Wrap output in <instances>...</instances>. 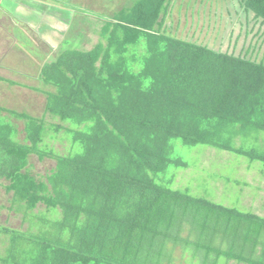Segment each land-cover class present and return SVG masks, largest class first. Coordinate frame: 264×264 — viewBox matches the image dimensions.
Wrapping results in <instances>:
<instances>
[{"label":"trees","instance_id":"1","mask_svg":"<svg viewBox=\"0 0 264 264\" xmlns=\"http://www.w3.org/2000/svg\"><path fill=\"white\" fill-rule=\"evenodd\" d=\"M172 1L125 5L94 49L46 64L49 121L0 109V185L41 232L0 227L10 242L0 264H150L155 248L162 264L170 243L196 246L205 264H264V218L174 190L170 174L187 167L178 143L264 165V58L166 35ZM242 5L262 31L264 0ZM34 157L56 166L38 177Z\"/></svg>","mask_w":264,"mask_h":264},{"label":"rangeland","instance_id":"2","mask_svg":"<svg viewBox=\"0 0 264 264\" xmlns=\"http://www.w3.org/2000/svg\"><path fill=\"white\" fill-rule=\"evenodd\" d=\"M8 1L0 0V109L28 113L40 119L46 116L45 93L55 92L41 80L46 64L68 51L94 49L102 41L104 18L114 16L125 5L132 7L137 0H16L14 2L18 4L22 2V8L17 10L14 2ZM241 2L174 0L173 11L171 8L169 12L174 22L169 23L167 35L237 57L246 56L249 49L251 56L260 49L257 53H261L259 58L262 60L264 28L262 31L255 28L254 16L247 17ZM62 14H69L70 18H64ZM258 31L263 38L259 39ZM3 116L19 125L21 131L24 129V122L10 113ZM46 117L49 121L50 118ZM260 138L264 140V134ZM53 145L58 152L66 153L67 144ZM176 157L187 167L171 170L170 174L176 178L174 190L189 189L196 198L264 218L263 164L205 146L184 147L181 143L176 145ZM32 162L35 165L33 173L38 177H45L56 166L51 159L42 163L34 157ZM2 186L0 227L27 232L25 237L29 240L41 238L38 226L29 230L30 224L23 220L25 213L20 214L22 209L12 211V203ZM8 243V236L0 233V259L7 258ZM157 251V248L153 249L151 256L154 260L150 264H156ZM197 251L196 246L179 248L170 243L166 244L160 259L167 260L162 264H205L204 252ZM209 264H214V260ZM220 264H227V261L222 259Z\"/></svg>","mask_w":264,"mask_h":264},{"label":"crops","instance_id":"3","mask_svg":"<svg viewBox=\"0 0 264 264\" xmlns=\"http://www.w3.org/2000/svg\"><path fill=\"white\" fill-rule=\"evenodd\" d=\"M14 1H16V0H13V1H8L9 3H12V2H14ZM116 1V0H115ZM129 1V0H128ZM174 1V0H173ZM173 1H172V3H171V5H170V7H169V10H168V14H167V18H166V21H165V27H164V33L167 35L168 34V25H169V23H171V22H174L171 18H170V11H171V8H172V11H173ZM243 1V0H242ZM20 4H18L17 2H14V7L16 8V10L18 9V8H22V2L20 1L19 2ZM241 6L243 7V5H242V2H241ZM120 11V10H119ZM63 15V17L64 18H70V16H69V14H67L66 16L64 15V14H62ZM54 16H56V14L54 15ZM165 18V17H164ZM72 20L70 19V22H71ZM172 28V27H171ZM170 28V29H171Z\"/></svg>","mask_w":264,"mask_h":264}]
</instances>
